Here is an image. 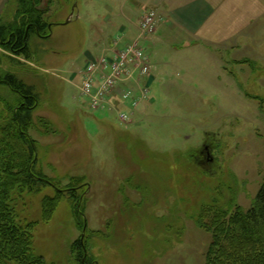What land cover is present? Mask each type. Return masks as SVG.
Masks as SVG:
<instances>
[{
	"label": "rangeland",
	"instance_id": "obj_1",
	"mask_svg": "<svg viewBox=\"0 0 264 264\" xmlns=\"http://www.w3.org/2000/svg\"><path fill=\"white\" fill-rule=\"evenodd\" d=\"M245 4L222 22L230 29L224 50L140 39L151 63L149 98L128 121L111 108L91 111L80 96L86 60L139 35L122 43L117 25H134L120 19L113 0H55L45 15L49 37L32 40L30 60L0 48L1 69L39 92L28 131L37 167L60 188L81 177L87 249L98 264H205L211 234L196 224L201 207L225 205L230 196L252 205L264 180V0ZM15 7L7 0L4 15ZM7 101L0 88V124ZM54 193L51 186L15 193V212L35 225L37 256L78 264L71 247L81 232L68 197L42 220L41 201Z\"/></svg>",
	"mask_w": 264,
	"mask_h": 264
},
{
	"label": "trees",
	"instance_id": "obj_2",
	"mask_svg": "<svg viewBox=\"0 0 264 264\" xmlns=\"http://www.w3.org/2000/svg\"><path fill=\"white\" fill-rule=\"evenodd\" d=\"M55 0H16L13 13L0 15V48L10 57H32V40L48 38L50 23L45 15ZM4 12V10H3ZM2 57L0 56V62ZM0 88L11 96L0 124V264H47L33 249V223H22L14 206L16 193H35L42 187L55 189L41 201L42 220L47 222L59 201L67 196L81 236L72 245L78 264H98L89 256V237L84 218L81 177H73L65 188L37 167V142L29 134L39 92L16 71L1 69ZM198 227L210 232L205 264H264V180L249 208L234 196L225 205H204L195 217ZM56 264V263H49Z\"/></svg>",
	"mask_w": 264,
	"mask_h": 264
},
{
	"label": "crops",
	"instance_id": "obj_3",
	"mask_svg": "<svg viewBox=\"0 0 264 264\" xmlns=\"http://www.w3.org/2000/svg\"><path fill=\"white\" fill-rule=\"evenodd\" d=\"M113 0L118 9L120 19H127L128 25H117L116 31L126 35L125 41L132 38L134 31L138 30L139 18L149 9H153L159 16L155 31L146 39V44L157 47L165 43L170 37L178 40L181 47H198L201 52L205 46L214 49H226L225 38L230 29L222 25L225 19L235 17L234 9L245 10L247 0ZM7 0H0V15L3 13ZM133 19H136L134 24ZM132 22V23H131ZM131 25V26H132ZM120 29V30H119ZM170 35V36H168ZM177 41V42H178ZM110 46H113L109 43ZM152 75V73H151ZM153 77V76H152ZM154 79V77H153ZM152 79V80H153Z\"/></svg>",
	"mask_w": 264,
	"mask_h": 264
},
{
	"label": "built area",
	"instance_id": "obj_4",
	"mask_svg": "<svg viewBox=\"0 0 264 264\" xmlns=\"http://www.w3.org/2000/svg\"><path fill=\"white\" fill-rule=\"evenodd\" d=\"M158 21L155 11L146 12L139 22L137 39L123 46L115 41L110 52L86 60L80 73V96L88 97L91 111L111 108L118 111L123 121H128L139 104L149 98L147 75L151 63L140 39L145 40L146 34L150 36Z\"/></svg>",
	"mask_w": 264,
	"mask_h": 264
},
{
	"label": "water",
	"instance_id": "obj_5",
	"mask_svg": "<svg viewBox=\"0 0 264 264\" xmlns=\"http://www.w3.org/2000/svg\"><path fill=\"white\" fill-rule=\"evenodd\" d=\"M76 7V3H74V8ZM73 14V11L71 12V15ZM69 22V19L66 20L65 23H68Z\"/></svg>",
	"mask_w": 264,
	"mask_h": 264
},
{
	"label": "flooded vegetation",
	"instance_id": "obj_6",
	"mask_svg": "<svg viewBox=\"0 0 264 264\" xmlns=\"http://www.w3.org/2000/svg\"><path fill=\"white\" fill-rule=\"evenodd\" d=\"M204 149L207 150V146H206V145H204ZM208 155H209V154H208ZM208 160L210 161L211 158H208Z\"/></svg>",
	"mask_w": 264,
	"mask_h": 264
}]
</instances>
